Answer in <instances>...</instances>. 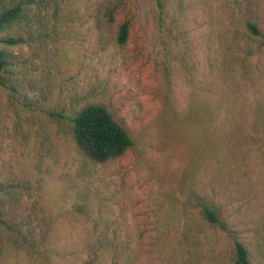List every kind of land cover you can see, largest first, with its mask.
Returning <instances> with one entry per match:
<instances>
[{
    "label": "rangeland",
    "instance_id": "374dc122",
    "mask_svg": "<svg viewBox=\"0 0 264 264\" xmlns=\"http://www.w3.org/2000/svg\"><path fill=\"white\" fill-rule=\"evenodd\" d=\"M16 1L0 264H234L235 242L264 264V43L245 29L264 35V0ZM87 104L129 134L121 157L77 149Z\"/></svg>",
    "mask_w": 264,
    "mask_h": 264
},
{
    "label": "trees",
    "instance_id": "16d2710c",
    "mask_svg": "<svg viewBox=\"0 0 264 264\" xmlns=\"http://www.w3.org/2000/svg\"><path fill=\"white\" fill-rule=\"evenodd\" d=\"M0 0V78L2 84L12 82V67L14 55L10 49L22 44V37L12 35L15 27L19 30L25 24L26 16L31 6L23 1ZM163 6V0H157ZM110 17V12H108ZM247 39L250 37L262 39L264 35L259 31L256 24L247 21L245 24ZM129 22H123L117 31L116 42L124 45L128 39ZM71 138L79 152L88 160L96 164H102L121 157L133 142L127 131L116 122L107 109L99 104H87L68 120ZM3 194L0 190V195ZM203 216L211 224L222 227L214 211L204 208ZM234 264H251L248 259L246 248L239 242L234 243Z\"/></svg>",
    "mask_w": 264,
    "mask_h": 264
}]
</instances>
